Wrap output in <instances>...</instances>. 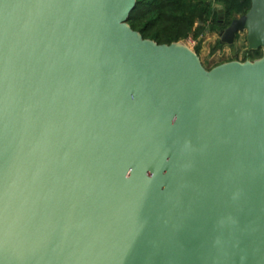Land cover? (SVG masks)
I'll list each match as a JSON object with an SVG mask.
<instances>
[{
	"label": "water",
	"instance_id": "1",
	"mask_svg": "<svg viewBox=\"0 0 264 264\" xmlns=\"http://www.w3.org/2000/svg\"><path fill=\"white\" fill-rule=\"evenodd\" d=\"M251 3L222 42L264 49ZM136 6L0 0V264H264V53L208 70Z\"/></svg>",
	"mask_w": 264,
	"mask_h": 264
},
{
	"label": "trees",
	"instance_id": "2",
	"mask_svg": "<svg viewBox=\"0 0 264 264\" xmlns=\"http://www.w3.org/2000/svg\"><path fill=\"white\" fill-rule=\"evenodd\" d=\"M216 4L223 9V22L219 21V9L213 7ZM251 6V0H137L129 24L143 38L170 45L190 37L199 39L211 25L226 28ZM251 51L256 57L262 54Z\"/></svg>",
	"mask_w": 264,
	"mask_h": 264
},
{
	"label": "rangeland",
	"instance_id": "3",
	"mask_svg": "<svg viewBox=\"0 0 264 264\" xmlns=\"http://www.w3.org/2000/svg\"><path fill=\"white\" fill-rule=\"evenodd\" d=\"M213 7L221 9L218 4ZM211 26L210 31L201 36L197 40L196 46L193 47L207 69L226 61H253L263 56L261 54V56L256 57L252 55V51H249L250 45L246 30L241 31L235 38L234 44L230 46L228 43L221 41V35L218 33L219 27Z\"/></svg>",
	"mask_w": 264,
	"mask_h": 264
},
{
	"label": "flooded vegetation",
	"instance_id": "4",
	"mask_svg": "<svg viewBox=\"0 0 264 264\" xmlns=\"http://www.w3.org/2000/svg\"><path fill=\"white\" fill-rule=\"evenodd\" d=\"M239 17H240V16H239ZM219 21H221V22L224 21V16H223L222 13H220ZM226 28H227V27H226ZM226 28H219L218 33L221 35V34L224 32V30H225ZM251 50H254V51H255V50H260L262 53H263V51H264V49H251V48H249V51H251Z\"/></svg>",
	"mask_w": 264,
	"mask_h": 264
},
{
	"label": "built area",
	"instance_id": "5",
	"mask_svg": "<svg viewBox=\"0 0 264 264\" xmlns=\"http://www.w3.org/2000/svg\"><path fill=\"white\" fill-rule=\"evenodd\" d=\"M198 39H194L193 37H190L189 39L185 40L184 42L193 49V47L196 46Z\"/></svg>",
	"mask_w": 264,
	"mask_h": 264
},
{
	"label": "crops",
	"instance_id": "6",
	"mask_svg": "<svg viewBox=\"0 0 264 264\" xmlns=\"http://www.w3.org/2000/svg\"><path fill=\"white\" fill-rule=\"evenodd\" d=\"M203 36V35H202ZM200 39V38H199ZM198 39V40H199ZM201 41V40H200ZM199 41V42H200ZM230 46H232V45H230ZM199 50V49H198ZM264 52V51H263ZM263 54V53H262ZM263 57V56H262ZM261 58V57H260ZM259 59V58H258ZM227 62H232V61H226V62H223V63H227ZM240 62H245V61H240ZM223 63H221V64H223ZM220 65V64H219ZM218 66V65H217ZM214 67H216V66H214ZM214 67H212V68H209L208 70H211V69H213Z\"/></svg>",
	"mask_w": 264,
	"mask_h": 264
}]
</instances>
